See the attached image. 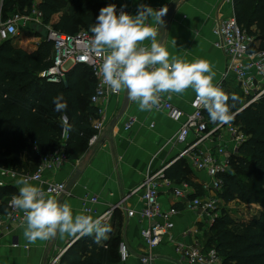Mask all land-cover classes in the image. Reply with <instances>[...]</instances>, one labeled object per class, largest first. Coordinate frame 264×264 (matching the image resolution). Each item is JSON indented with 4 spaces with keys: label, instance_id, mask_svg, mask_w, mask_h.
Here are the masks:
<instances>
[{
    "label": "trees",
    "instance_id": "16d2710c",
    "mask_svg": "<svg viewBox=\"0 0 264 264\" xmlns=\"http://www.w3.org/2000/svg\"><path fill=\"white\" fill-rule=\"evenodd\" d=\"M109 4L103 0H0V13L6 21L15 14L29 16L36 8L42 12L44 24L74 35L83 29L90 32L100 9ZM234 7L239 23L256 34L258 48L264 50V0H234ZM58 13L59 20L53 22ZM32 34L40 37L33 30ZM15 40L14 36L0 41V167L24 169L23 155H27L36 169L42 155L60 147L63 114L69 117L71 126L68 157H78L96 133L91 122L98 116V107L91 103L97 83L92 69L78 64L62 82H47L40 74L53 65L54 43L41 39L38 48L31 51ZM221 89L229 96L233 119L248 139L233 156L231 170L223 175L219 195L227 203L257 205L259 210L245 221L237 220L232 210H224L211 226L209 244L222 257V264H264V96L241 110L240 89L229 84ZM60 93L67 109L56 112L53 98ZM189 167L185 158L179 159L165 169V177L197 187ZM77 241L61 264H124L118 238L97 243L93 235Z\"/></svg>",
    "mask_w": 264,
    "mask_h": 264
},
{
    "label": "crops",
    "instance_id": "0c3cea01",
    "mask_svg": "<svg viewBox=\"0 0 264 264\" xmlns=\"http://www.w3.org/2000/svg\"><path fill=\"white\" fill-rule=\"evenodd\" d=\"M103 1L115 5H127L132 16L137 14L140 4L149 5L155 10L166 6L168 11L162 18V20L166 19L163 46L169 51L170 56H176L189 63L200 59L208 61L216 73L213 84L218 86L221 83V87L228 84L231 88L238 87L243 95V105L245 104L244 93L238 86L236 78L233 75L225 76L229 58L224 50L215 46L217 37L213 31L219 20L235 15L234 0H181L170 15L168 14L176 0ZM60 15L61 13L56 14L53 22L58 21ZM24 21L20 23L32 33L31 22ZM149 23L156 26L151 19ZM159 32L158 41L163 35L161 25ZM39 44L40 42L36 41L30 48L18 45L34 51ZM145 44H150V41H145ZM126 94L127 91L122 89L120 93L113 94L107 101L102 102L106 121L105 128L97 140L92 141V136L87 148L78 157L69 158L58 170L44 173L46 177H53L58 182L68 184L80 171L77 181L56 199L60 203L70 204L73 215H85L83 200L86 196L99 197V202L95 204L99 212H103L111 204L120 202L144 180L148 173L167 166L184 149V145L175 143L172 138L185 121L186 114L193 110L192 102L196 94L191 88L182 94L164 93L181 111L182 114L178 118L172 117L168 111H140L138 103L132 101L128 102L124 113L120 115ZM130 117L135 119V123L131 129L126 130L125 123ZM94 119L95 117H92L91 122ZM185 159L193 174V181L197 183V187L187 183L193 192L190 198L208 194L209 191L204 188L203 183L210 181L211 177L204 171L195 170L190 159ZM23 163L25 167L21 170L29 172L35 170L27 155H23ZM20 176L4 178L6 184L0 186V211L6 209L12 196L19 194L20 186L16 184V180ZM30 183L43 187L37 181H30ZM182 183L174 181L175 187H181ZM173 189L161 188L159 200L164 210H169L174 205L182 209L185 205L184 198L175 196ZM219 203L223 209L231 204L223 199ZM142 206L140 191L122 202V206L116 209L108 223L110 231L106 238L100 240L105 242L118 238L121 242H126L130 257L124 264H141L140 257L145 253V242L141 231L150 222L147 219H141L138 215L128 214L129 210H138ZM173 221L174 228L155 250L157 255L155 264H187L176 250L178 244L186 246L197 244L204 251L213 249L209 247L211 227L200 211L182 210L173 217ZM25 228L24 220L0 236V264H48L51 258L76 237L57 234L56 237L48 240L29 243L24 236Z\"/></svg>",
    "mask_w": 264,
    "mask_h": 264
},
{
    "label": "built area",
    "instance_id": "2783aa9c",
    "mask_svg": "<svg viewBox=\"0 0 264 264\" xmlns=\"http://www.w3.org/2000/svg\"><path fill=\"white\" fill-rule=\"evenodd\" d=\"M116 11L117 14L124 11L130 15V10L125 4H117ZM42 16V12L35 8L29 16L15 14L4 22L0 19V41L17 36L19 23L22 19L43 23ZM48 26L50 28L49 40L54 43V59L53 65L42 72L40 76L47 82L60 83L66 79V74L78 64L87 65L92 69L97 81L95 91L91 96L92 105L98 107V116L92 121V126L96 131L92 141H95L105 128L106 117L101 104L107 101L111 95L118 94L111 91L100 74L104 54L93 53L89 50V42L93 34L88 30L83 29L77 34L71 35L59 33L51 25ZM213 31L217 37L215 46L224 50L229 58L225 76L233 75L244 93L246 102L241 108L244 109L264 96V50L258 48L259 40L256 34L250 33L241 25L236 15L219 20ZM218 86L221 88V83ZM192 106V112L186 114L185 121L172 138L175 143L184 145V149L175 160L158 171L148 173L129 195L120 202L111 204L103 212H99L95 208L99 197L86 196L83 200L85 215L94 219L99 218L102 223L108 225L116 209L122 206V202L127 201L131 195L141 192L142 208L131 209L128 212L130 216L138 215L141 219H147L150 222L141 231L145 242V253L140 257L141 264H155L157 257L155 250L174 228L173 217L182 210H198L209 224H214L223 212V207L221 208L219 203L222 200L219 193L224 186L223 175L231 170L233 156L248 139V135L242 130L241 125L233 119L235 114L232 115L231 122L221 125L211 121L208 111L197 101L196 97ZM151 110L168 111L175 118L182 114L164 93L161 94L159 106L153 107ZM65 116L70 125V119L66 114L61 116V120ZM134 123L135 119L130 117L125 123V129H131ZM69 138L70 131L65 132L63 126L60 147L47 155H42L41 162L33 172L20 171L14 167H0V186H5L4 178H14L17 175L27 176L30 177V181L40 182L46 194L57 199L67 192V183L58 182L53 177H46L44 173L60 169L69 159L67 153ZM211 144L214 145L211 146ZM182 158L190 159L195 170L204 171L211 177L210 181L203 183L204 188L210 194L190 198L193 192L187 183L183 182L181 187H175L174 181L165 177V169ZM163 187L174 188V195L184 198L185 205L182 209L177 208L176 205L169 210L163 209L159 200ZM12 197L8 201L6 209L0 211V236L24 221L23 212L10 205ZM244 206L252 207L253 205L244 204ZM82 237L84 236L77 235L72 242L51 258L48 264H60L70 246ZM176 250L187 261V264H222V257L215 248L204 251L197 244L190 246L178 244ZM119 253L123 262L129 259L130 251L126 242L120 243Z\"/></svg>",
    "mask_w": 264,
    "mask_h": 264
},
{
    "label": "clouds",
    "instance_id": "9594fccd",
    "mask_svg": "<svg viewBox=\"0 0 264 264\" xmlns=\"http://www.w3.org/2000/svg\"><path fill=\"white\" fill-rule=\"evenodd\" d=\"M167 11L166 6L155 10L146 4L138 5L135 16L124 11L117 14L115 4L100 9L97 22L89 29L93 34L89 50L104 54L100 68L104 83L114 93L126 90L129 101L137 102L140 111L159 106L163 93L182 94L191 88L213 123L231 122L229 96L213 84L216 73L212 65L202 59L189 63L170 56L157 40ZM150 19L155 27L149 23ZM232 99L235 101L236 97L233 95ZM53 104L56 112L67 109L63 93L53 98ZM62 121L64 131H70L67 117H62ZM16 184L20 186L19 194L12 197L10 205L23 212L24 236L29 243L48 240L57 234L94 235V242L99 243L110 231L99 218L73 215L70 204L48 196L42 187L30 183V177L20 176Z\"/></svg>",
    "mask_w": 264,
    "mask_h": 264
},
{
    "label": "rangeland",
    "instance_id": "374dc122",
    "mask_svg": "<svg viewBox=\"0 0 264 264\" xmlns=\"http://www.w3.org/2000/svg\"><path fill=\"white\" fill-rule=\"evenodd\" d=\"M10 15L11 14H9V16ZM2 17H3V14L0 13V19H1L2 22H4L6 18L4 19ZM22 20L24 21L25 19H22ZM25 21H27V20H25ZM49 25L52 26V24H49ZM18 30H19L18 35L15 36L16 37V40H15L16 44L18 43V44H21V45H23V46H25L27 48H30L33 44H35L36 41H38V43H39L40 40H41L40 37L35 38V39L30 38V37H34V35L32 33L28 32V30H26L25 26L22 25L21 23H19V29ZM244 102H245V100H244ZM208 194H210V192ZM109 197H111V196H109ZM224 208L225 209H223V211L224 210H232L233 216L237 220H240V221L248 220L254 213H256L259 210V207L257 205H253L252 207H248V206H244V204H241L238 201H232L229 207H224ZM209 225L211 227V224H209ZM209 234H210L209 236L212 235V230H211V232ZM209 247H210V244H209Z\"/></svg>",
    "mask_w": 264,
    "mask_h": 264
},
{
    "label": "water",
    "instance_id": "95a60500",
    "mask_svg": "<svg viewBox=\"0 0 264 264\" xmlns=\"http://www.w3.org/2000/svg\"><path fill=\"white\" fill-rule=\"evenodd\" d=\"M180 1L181 0H176L175 1L174 6L171 8V10H170L168 15H170L173 12V10L177 7V5L179 4ZM165 21H166V19L164 18L163 19V24H161V30L163 32L162 38L160 40L161 43H163L164 39H165V32H166ZM31 29L33 30V32L38 33L42 40H45V41L49 40L50 28H49L48 25H46L44 23H40V22L34 21V22H31ZM128 102H129V99H128V96L126 94L125 102H124L123 107L121 108L120 115H122L124 113ZM79 175H80V171H78L76 173V175L72 178V180L69 181V183L67 184V187H66V191H68L69 188L77 181V179L79 178Z\"/></svg>",
    "mask_w": 264,
    "mask_h": 264
}]
</instances>
